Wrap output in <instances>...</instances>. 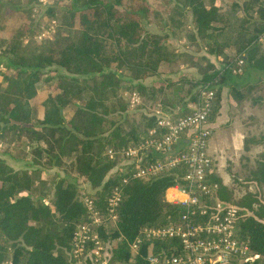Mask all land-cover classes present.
Segmentation results:
<instances>
[{"label":"trees","instance_id":"1","mask_svg":"<svg viewBox=\"0 0 264 264\" xmlns=\"http://www.w3.org/2000/svg\"><path fill=\"white\" fill-rule=\"evenodd\" d=\"M35 1L0 0V142L7 146L0 153V263L73 264L74 232L89 220L82 196H89L106 216L107 198L117 186L121 200L115 225L106 228L104 222L98 228L101 239L111 243L112 260L147 264L148 255L181 254L174 238L144 240L137 253L129 249L142 227L179 222L183 208L166 202L164 193L182 181L183 169L133 178V164L120 155L109 158L108 149L134 146L155 126L153 116L129 113L121 91L139 92L142 104L135 108L159 103L183 116L202 89H211L212 127L221 84L235 74L237 61L243 60L242 73L248 68L264 71V0L223 6L217 0H59L46 5L42 15L56 21L54 31L48 38L27 41L39 30L32 12ZM165 14L164 26L179 30V38L192 49L177 51V57L185 58L197 77L180 73L147 86L141 81L176 57L166 34L143 26V21H162ZM201 51L214 55L220 66ZM41 82L46 93L35 113L32 100ZM258 142L264 146V134ZM18 146L32 155L31 166L59 168L68 162L90 192L80 195L77 180L58 176L33 197L31 172L13 168L3 158L13 156ZM253 160L251 180L264 184V147ZM123 177H128L126 183ZM211 180L219 184L218 199L231 204L221 178L212 174ZM253 201L232 204L239 216L235 237L249 245L256 260H263L264 209H255Z\"/></svg>","mask_w":264,"mask_h":264},{"label":"built area","instance_id":"2","mask_svg":"<svg viewBox=\"0 0 264 264\" xmlns=\"http://www.w3.org/2000/svg\"><path fill=\"white\" fill-rule=\"evenodd\" d=\"M49 31L53 32L54 27L45 33ZM261 42L264 46V37ZM243 64L239 59L233 73H242ZM125 95L131 106L142 101L135 90ZM213 97L211 89H202L197 101L189 104L191 112L183 116H174L173 112L157 104L150 108L149 116L155 118V126L148 131V138L119 152L107 150L109 158L120 155L133 164V178L150 179L183 169L182 181L170 185L164 193L166 202L183 208L179 222L162 227H142L129 243L131 253H137L144 240L174 238L180 241L182 253L148 255L147 264H264V259H255L248 244L235 237L238 209L218 199L219 184L211 180L214 164L208 152L212 135L208 116ZM127 178L123 177L121 182L126 183ZM81 199L89 220L78 225L74 232L70 252L73 264H136L133 260L113 261L110 241L101 239L98 233L105 220L115 225L116 209L121 200L120 187L113 188L107 198L106 216L89 196L84 195Z\"/></svg>","mask_w":264,"mask_h":264},{"label":"rangeland","instance_id":"3","mask_svg":"<svg viewBox=\"0 0 264 264\" xmlns=\"http://www.w3.org/2000/svg\"><path fill=\"white\" fill-rule=\"evenodd\" d=\"M57 1L59 0H36L35 1V3L33 4L32 12L34 14L35 19H37V21L39 19V22H38L39 30L38 29L34 30L32 32L31 37L28 38L27 41L40 40V39L48 38L50 36L52 31H49L48 34H46L45 31H47L51 27H55L56 21H54V19L52 18L47 19L45 16H42V15L45 11L46 5L53 4ZM232 1L234 0H217L216 2L218 5L223 6V5L230 4ZM160 3L162 4L163 2H160ZM166 18L167 16L165 14L162 17L163 19L162 21H159L157 19H154L152 22L143 21V26L145 30L149 32H153V33L166 34L168 42L173 47V49L176 50V57L174 58L172 62L162 63L156 75H151L149 79L146 78L147 80L143 79L144 81L143 80L141 81L142 83H146L148 85L149 84L152 85L153 83H157V82L159 83L168 77L176 78L179 72L181 71L179 65L182 64V62H185V58L177 57V50L178 51L192 50L191 48L185 45L186 43L185 41L179 38L181 37L180 36L181 32H179V30H174L168 25L164 26L166 22ZM58 70L60 72H64L60 68H58ZM261 73L264 74V71H261ZM262 87L264 89V83ZM45 88L46 87L43 82L38 84L39 94L35 99L32 100L35 113H38L39 111L38 103L44 97L46 93ZM134 90L137 91L136 89ZM126 92H131V91L130 90L121 91V93L123 94L125 98H126V95H125ZM139 104H142V101ZM137 105L131 106V104L128 102V106L130 108L129 113L135 112L136 110H140L144 112L145 114L149 115L150 108H152L151 106L142 105L140 108L139 107L135 108ZM72 108L73 107H70L68 110H66L65 112L66 116H69ZM262 118H264V108H263ZM217 136H218V130H215L210 142H212V140L214 139H217ZM6 147H7L6 144H3L2 142H0V153L5 151ZM259 148L260 147H256L255 151H250L248 154L247 160H245L241 157V153L237 151L223 152L221 150L217 152V149L215 148V146L212 145V143H210V145L208 146V152L210 156L212 157V159L215 160L217 170L221 175L222 183L227 187V191L230 195L231 204L237 205V203L240 202L241 200L250 198V199L255 200L253 201V207L255 209H258V208L264 209V184L256 183V182H253V180H251V176H252L251 171L255 165L253 158L255 154L258 152ZM3 158L13 168H26L29 172H31V177H32L31 194L33 197H36L42 191V189L44 188L48 189L50 187L52 180L58 176L60 177L66 176L70 179L77 180V182L79 183L78 193L80 195L81 194L84 195L90 190L89 187L84 182H82L81 178H78L74 174L71 167L68 165V162H65V164L59 168H55V167L49 168V167H42L38 165L31 166L30 163L32 161L31 159L32 155L28 153L25 146L16 147L15 153L13 156L10 157L9 155L6 154V155H3ZM213 164H214V161H213ZM48 198L49 196L45 197V200L48 201ZM105 226L106 228L108 226L113 227V223L110 220H105Z\"/></svg>","mask_w":264,"mask_h":264},{"label":"crops","instance_id":"4","mask_svg":"<svg viewBox=\"0 0 264 264\" xmlns=\"http://www.w3.org/2000/svg\"><path fill=\"white\" fill-rule=\"evenodd\" d=\"M178 52L182 53L184 51ZM200 53L205 55L217 67L220 66L214 55L206 54L203 51ZM179 66L181 70L179 74L187 73L197 77L195 69L187 66L185 62H182ZM261 71L263 70L248 68L240 75H228L222 82L221 105L218 115L212 123V135L209 140V145L212 143L217 152L221 150L223 152L237 151L241 153L243 159L247 160L250 151H255L256 147H260L257 152L259 153L263 149V145L258 142L264 134V118H262L264 74ZM149 78L150 76L147 77V79ZM215 130H218L217 139L210 142ZM213 161V174L221 178L215 160L213 159Z\"/></svg>","mask_w":264,"mask_h":264}]
</instances>
